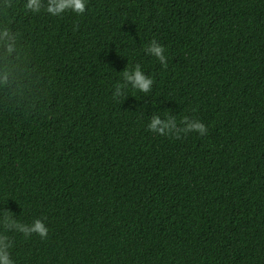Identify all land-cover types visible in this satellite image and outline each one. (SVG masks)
I'll return each mask as SVG.
<instances>
[{"label": "trees", "instance_id": "16d2710c", "mask_svg": "<svg viewBox=\"0 0 264 264\" xmlns=\"http://www.w3.org/2000/svg\"><path fill=\"white\" fill-rule=\"evenodd\" d=\"M15 4L19 52L0 61L14 264H264V0H88L60 17ZM136 64L151 91L116 95ZM154 114L207 134L157 135ZM9 213L47 238L8 231Z\"/></svg>", "mask_w": 264, "mask_h": 264}, {"label": "clouds", "instance_id": "9594fccd", "mask_svg": "<svg viewBox=\"0 0 264 264\" xmlns=\"http://www.w3.org/2000/svg\"><path fill=\"white\" fill-rule=\"evenodd\" d=\"M88 0H24L23 10L25 13L33 15L43 11L52 17H60L66 12H72L76 15H82L86 11ZM16 8L15 0H0V61H5L12 56L14 52L18 53L19 33L13 32L11 29L10 14ZM147 55L155 57L163 68L167 67L168 57L166 56L165 47L156 40H152L145 49ZM4 65H0V87L8 83V69ZM123 84H118L115 88V94L120 95L122 89L130 85L133 89L142 93H149L154 83L153 78L146 75L139 64H136L131 70L124 69L122 71ZM182 127H178L177 120L174 116L168 115L162 118L158 114L152 115L147 124V130L157 135H175L179 138L181 134L197 133L201 136L206 135L208 128L197 119L183 117L181 120ZM7 212V211H6ZM2 223L8 231H15L29 238L33 235L40 239H46L49 228L42 219L34 220L30 225L16 221L12 214L9 213L2 218ZM12 242L7 235L0 234V264H14L10 255Z\"/></svg>", "mask_w": 264, "mask_h": 264}]
</instances>
